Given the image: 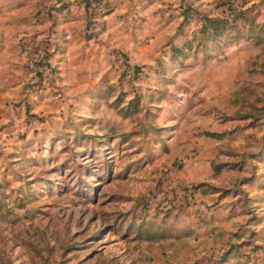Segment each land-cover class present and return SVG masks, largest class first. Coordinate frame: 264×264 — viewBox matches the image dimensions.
Returning a JSON list of instances; mask_svg holds the SVG:
<instances>
[{"label":"rangeland","instance_id":"374dc122","mask_svg":"<svg viewBox=\"0 0 264 264\" xmlns=\"http://www.w3.org/2000/svg\"><path fill=\"white\" fill-rule=\"evenodd\" d=\"M221 1H163L151 18L166 24L149 56L98 61L78 91L56 73L41 90L31 77L2 80L0 264H264V210L251 199L264 164L255 153L264 145V44L171 58L172 44L200 25L194 10L215 12ZM258 9L264 20V0ZM120 93L122 105L137 96L139 110L120 111ZM210 161L250 184L239 188L252 219L233 238L248 241L223 263L213 249L230 243L212 239L193 186L207 176L189 177Z\"/></svg>","mask_w":264,"mask_h":264},{"label":"crops","instance_id":"0c3cea01","mask_svg":"<svg viewBox=\"0 0 264 264\" xmlns=\"http://www.w3.org/2000/svg\"><path fill=\"white\" fill-rule=\"evenodd\" d=\"M163 1L175 0H103L109 12L89 22L85 0H0V93L5 88L3 79L11 80L21 75L27 79L31 77L33 82L37 80L30 52L32 46L49 35L52 45L58 44L50 58L58 68L57 79L71 83L69 88L73 91L82 87L79 78L90 74L86 67L97 65L98 61L107 64L110 56L116 54L118 58L125 54L130 58H147L158 38L153 36L166 24L159 18H151L156 15L154 11L158 5H166ZM62 3L64 7H61ZM51 5L54 7L49 9ZM22 34L29 35V38L22 37ZM47 82L41 85L40 90L48 86ZM16 93L22 96L21 89ZM24 103H29V100H24ZM208 136L216 141L224 139ZM257 158L264 163V155ZM214 164L210 161V169L206 173L195 169L189 177L195 181L202 175L207 176L195 183L204 182L196 188L197 200L206 216L212 239L222 237L230 243L227 248L213 249L222 250L220 263H223L231 255H240L241 244L248 241L238 239L234 242L233 238H244L245 232L239 228H246L247 219H252L246 218L247 213L242 206L245 203L243 188H239L250 184L235 175L227 179L230 169L223 165L216 169ZM260 165L252 179L256 182V196L251 199H256V207L264 210V164ZM262 215H256L258 223L264 220Z\"/></svg>","mask_w":264,"mask_h":264},{"label":"trees","instance_id":"16d2710c","mask_svg":"<svg viewBox=\"0 0 264 264\" xmlns=\"http://www.w3.org/2000/svg\"><path fill=\"white\" fill-rule=\"evenodd\" d=\"M250 1L222 0L218 6L223 7L215 12L195 9L193 13L199 17L200 25L182 44H172L171 58L173 60L179 59L183 63L191 55L201 53L206 60H210L223 54L227 47L241 40L264 44V20L259 19L258 9L261 0H253L249 3ZM85 5L89 22H93L98 16H104L109 12L103 0H85ZM64 6L65 4L62 3L61 7ZM53 7L54 5H51L49 9ZM189 9H185L184 13L188 12ZM49 37L50 35L42 38L32 46L30 52L32 70L37 76V80L33 82L35 89L40 88L45 81L55 82L56 74L58 75V68L50 60L52 54L57 50L58 44L52 45L53 40ZM124 95L126 94L120 93L113 102L119 107V110L125 114L138 111L139 98L134 96L130 98L127 104L122 105ZM252 107L255 110L257 106ZM254 113L251 110L247 115L257 117V114ZM206 133L220 139L225 138L226 135V131L206 130ZM255 153L258 155L257 157H263V146ZM214 166L218 169L222 163L216 162ZM203 184L204 182H201L193 186L197 188Z\"/></svg>","mask_w":264,"mask_h":264}]
</instances>
